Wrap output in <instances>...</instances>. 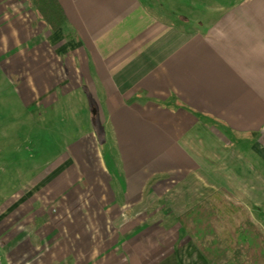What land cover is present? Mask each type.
<instances>
[{"label": "crops", "instance_id": "obj_1", "mask_svg": "<svg viewBox=\"0 0 264 264\" xmlns=\"http://www.w3.org/2000/svg\"><path fill=\"white\" fill-rule=\"evenodd\" d=\"M59 1L0 0V264H210L178 218L217 191L264 231V0Z\"/></svg>", "mask_w": 264, "mask_h": 264}, {"label": "trees", "instance_id": "obj_2", "mask_svg": "<svg viewBox=\"0 0 264 264\" xmlns=\"http://www.w3.org/2000/svg\"><path fill=\"white\" fill-rule=\"evenodd\" d=\"M30 2L41 22L51 30L57 31L67 23L59 0ZM178 219L210 264H223L231 258L239 264H264V231L243 205L224 192L213 193Z\"/></svg>", "mask_w": 264, "mask_h": 264}, {"label": "rangeland", "instance_id": "obj_3", "mask_svg": "<svg viewBox=\"0 0 264 264\" xmlns=\"http://www.w3.org/2000/svg\"><path fill=\"white\" fill-rule=\"evenodd\" d=\"M159 5H160L159 7L163 8L162 2H160ZM9 87H11V86H9ZM10 91L11 90L8 89V92H10ZM69 103H71V104H81V100L73 99L71 101H60L59 103H57L55 105L56 113H57L56 117H55V119H56L55 124L57 125V133H51V137L54 134H56L58 140L56 139V142H54V143L51 142V145H52V143H53V145L50 148H48L46 146L47 144H49L48 140L43 138V136H40L39 139L41 141H38V142L41 145L40 146L41 148L39 150H38V148H35V149L32 148L28 142H25L24 143V145H25L24 154H22L25 159H27V158H29V157L33 156L34 154H37V153H39V156H37V157H40L41 160L46 159L48 156L52 158V157H60L62 154H64V152L66 150V149H64V147H62V144L65 143L64 142V138L76 136V135L79 134V133L74 131L75 129L73 127V124H75V117H74V115L72 117H71V115H69L70 112H69L68 108H71V106H69ZM65 109H67V110H65ZM63 111L66 112V115H67L66 118L69 119L68 121H69V123L71 122V124H72L71 126L73 127L74 130L67 131V132L65 130H63L64 129V122L62 120L66 119L65 116H64V112ZM9 118H11V117H9ZM12 118H14V120L17 118V120H19L20 122L19 123L18 122L17 123H11V122L10 123H5L3 121L2 122L3 124H1V122H0V126L4 125L2 127L5 129L6 128L5 126H7V124H9V127H10L9 128V132H10V130L15 129V128L22 129L21 128V124H23L26 128H29V126L32 125L31 123H32V119L33 118L31 116L26 115V114L25 115L24 114H20L19 116L15 115V116H12ZM34 118H36V117H34ZM2 120H4V119H2ZM36 120L40 121V124H42L43 117L40 116V115H37V119ZM25 127H24V131H22V132H20V130H18V132H19L18 135L19 136L21 135V133H24L25 135L29 134L28 131L25 132V130H26ZM68 127H69V125H68ZM83 127H84V124L81 123V126H80L79 129H81ZM13 133H14V131H12V134ZM10 137H11V135H10ZM1 140H2V138L0 136V142H1ZM9 140H12V138L11 139L9 138ZM20 143H21V141H20ZM0 151L3 153V155H5V152H7L6 156L8 157L7 158L8 162H10L12 160H15V159H17V160L20 159L19 155H21V149H19V151H17V149H12V148H8V149H5V148L1 149L0 148ZM18 152H19V154H18ZM27 162H29V161H26V163ZM26 163L23 162L22 164H19V165L16 164L17 166L16 165L7 164V168H6L7 174L10 177L14 178V177H16L19 174V172L23 173V174H25L27 172L25 175L26 176H31L30 175L31 171H29V172L27 171V168L30 167L31 163H29V164L28 163L26 164ZM25 167H26V170H24ZM7 182L8 181H5L4 184L6 185ZM9 182H10V186L8 187V189L12 188L17 183V181L15 179L9 180Z\"/></svg>", "mask_w": 264, "mask_h": 264}]
</instances>
